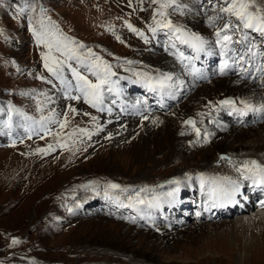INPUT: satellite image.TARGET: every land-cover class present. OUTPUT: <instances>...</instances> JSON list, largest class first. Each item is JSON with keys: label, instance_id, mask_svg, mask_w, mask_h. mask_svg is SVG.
Returning a JSON list of instances; mask_svg holds the SVG:
<instances>
[{"label": "rangeland", "instance_id": "1", "mask_svg": "<svg viewBox=\"0 0 264 264\" xmlns=\"http://www.w3.org/2000/svg\"><path fill=\"white\" fill-rule=\"evenodd\" d=\"M161 2L0 0V264H264V219L259 214L264 207H254L255 197L249 201L253 208L225 217H217V210L212 208L217 198L206 193L205 188L200 193L187 189L181 192L179 200L188 201V214L167 206H162L164 215L156 214L157 211L147 210L144 203L136 204L129 199L138 195L144 201L142 194L152 192V202L163 203L168 193L181 190L185 180L197 175L207 182L208 190L218 182L230 187L235 183L247 185L250 173L243 167L249 160L243 156L245 153L236 156L219 153L206 166L198 155L209 145L201 138L202 124L206 122L202 115L204 106L198 113L179 119L184 103L195 97L193 86L207 85L209 92H213V82L217 81L225 91L242 88L243 84L229 80L238 68L244 71L254 68L247 79L252 82L251 94H264V34L255 27L244 28L236 16L220 11L231 0H174L163 9ZM253 3L255 7L250 10L260 8V14L264 15V0ZM160 11L165 13L163 17ZM187 16H192L207 31L206 45L200 51L179 44L184 32L190 33L188 30L192 29L199 34L198 29L190 27ZM157 20L171 21L173 28L158 27ZM128 24L142 32L147 42L131 31ZM225 24L229 27L223 28ZM177 28L181 30L177 32ZM33 30L70 38L68 46L74 50L75 58L68 59L55 48L51 52L64 61L63 82L44 67L41 53L49 50L44 44H37ZM225 35L231 37L227 44L222 41ZM218 39L221 43H217ZM216 45L215 50L210 49ZM89 49L94 55L89 56ZM96 57L106 62L114 75L102 86V104L93 108L77 90L71 68L97 83L91 72L102 73L101 79L105 73L102 65L94 67ZM160 59L169 61L176 69L163 76L171 79L166 80L162 91L173 88L183 93L176 103L170 95L165 97L170 104L167 110H162L179 121V136L178 131L174 134L173 122L143 129L145 124L140 121L147 114L141 103L149 104L150 98L133 92L136 90L123 82L126 73L147 83L146 75L127 71L144 60ZM203 65L210 66L214 73L223 65L224 74L211 79L205 74L204 79L198 70ZM115 81H122L130 89L125 90L129 98L120 93ZM182 81L189 83L187 90ZM109 87L112 91H108ZM134 93L142 96L140 100L133 99L134 106H130L128 102ZM209 94L211 102L214 97L219 102L231 99L232 106L236 104L234 96L217 98ZM74 96L79 99H73ZM217 105L219 123L217 113L231 105ZM156 108L162 109L159 104ZM188 120L194 121V125L185 123ZM164 132L180 137L182 147L173 149L166 138L152 142L157 133ZM227 137V132L221 135L222 139L230 140L227 142L230 146L233 142ZM250 138L242 142L244 147L254 144V138ZM260 141L264 144V136ZM254 152V157L247 158L264 166L259 160L260 152ZM109 182L120 188L108 189L105 196ZM197 198L210 208L206 218L197 215L201 210ZM78 204L81 206L77 210ZM237 219L242 220L240 225L236 224ZM223 221L226 224L221 225ZM158 223L170 230H162ZM214 223L215 227L211 226ZM229 223L236 225L231 229ZM120 237L125 238L121 243L129 251L91 242L115 238L120 241ZM138 249L142 253L138 254ZM145 253H151L154 259L148 260Z\"/></svg>", "mask_w": 264, "mask_h": 264}, {"label": "bare ground", "instance_id": "2", "mask_svg": "<svg viewBox=\"0 0 264 264\" xmlns=\"http://www.w3.org/2000/svg\"><path fill=\"white\" fill-rule=\"evenodd\" d=\"M187 17H185V18H187ZM186 20L189 24H191L190 27L198 29L197 31L199 32V34H195L192 31V29H190V30H188L190 33L184 32L182 34L181 41H179V44H181L183 48H191L192 44L190 41V37L193 35L199 37L201 40H203L205 42V39L207 38L206 35H208L206 29L204 27H202L201 25H199V23L196 22V20L192 16H189ZM183 40H188L190 42L189 43H183L182 42ZM204 45H206V44H204ZM216 47H217V45L215 47L211 46L210 49L215 50ZM212 64L213 63L211 60L210 65H212ZM215 67H216V65H215ZM130 68H131V70H128L127 73H130L132 75L135 74V75H139V76H144V75L147 76V83L144 82L140 87L143 88V90L141 89L142 91H146L147 93H149V92L152 93V94L148 95L149 98L151 99L149 104L144 105L143 103H141L142 110H144V113L147 114L144 117H148V119H144V117H143V120L140 121V123L142 122L143 124H145L143 126V129H147L151 125H156L157 123H161V124H164V123L169 124L170 123L171 124L173 122V124L176 126L174 134L176 133V131H178L177 135L179 136L181 133V126H179V124H178L179 121L177 122L175 119H173L171 117V113L168 115V113L163 112L162 110H167L168 105L170 104L168 101L165 100V97H169V95H170V97H172L173 102L176 103L177 100L182 98L183 93L179 91L181 89L176 90L173 88L172 89L167 88L164 92L162 90L164 88L166 81H164L163 86H161V84L159 83L161 80H163L164 75L170 74V73L172 74V72L173 71L175 72L176 69L173 66H171V64H169V61L164 60V59H160L158 61L144 60L140 66L138 64L136 67H130ZM252 69H249L247 72H244V73L236 74V75L232 76L231 78H229V80H231L232 82L243 84L242 88H240L239 90H235L236 92L232 91V89L231 90L228 89V91H225L223 88H221L222 87L221 84L218 85L216 83L217 81L213 82V83H215L214 88H213V92H209L210 89H208L207 85L199 84V85H197V87L193 86V87H195V92H196L195 97L187 100L184 103V105L182 104L185 108L183 109L182 115L180 116L179 120H181L182 117H186V116L192 114V112L196 111V113H198L201 109L205 108L202 115H203V118L205 119L206 122H205V124H202L203 136H201V138H204L202 140L205 141V135H207L206 144H209V145H208V149H206L205 151H199L200 153H198V155H201V157H203L204 162L206 163L205 166L208 165L207 163L209 162V159H211L214 155L219 154V153H223V152H225V153L227 152V154L230 153V155H232V156H236V154L245 153L243 156H245L246 159H249V160H246L249 162L252 158H249V157L247 158V156L254 157V153H255L254 151H259L260 152V154H258L259 160L261 162H264V144H263V141H260V138L262 136H264V120H263L264 119V111H260V106L264 105V94H260V93L259 94H251V93H253V92H251L253 89H251L249 84H251L252 82H249L250 80H247V79H248V77L251 76L250 70H252ZM198 70H199L200 74L204 77V79L206 78L205 74L207 77H210V79L214 78V77H221L223 75V74H221V69H217L216 72L214 73L213 70L211 69V67L207 66V65H203L202 67H198ZM179 73H180V71H179ZM109 77H111V76H109ZM123 77H124V80L130 81L131 84L134 81L133 78L126 73L123 75ZM185 80H187V79H185ZM182 82L185 84L184 89L190 87L189 83L186 84L185 81H182ZM146 84H148V85H146ZM117 86L120 90V93L125 96V99L129 98V95H127L129 93H126V91H125L126 87H121V85L119 86L118 83H117ZM153 86H154V88H153ZM185 90H187V89H185ZM118 93H119V91H118ZM137 93H139V92H137ZM137 93H134L135 95H133V97H131L130 101L128 102V105L134 106L131 103L133 101V99L135 101L141 99L142 95L141 96L139 94L136 95ZM209 93H213L214 96H216L217 98H219V97L221 98L224 95L225 96L231 95V96H234L236 98L235 99V101H236L235 106H231L229 108L225 107L223 109L222 113L221 112L217 113L218 117H219V123H217V121H216V116H217L216 115V109L218 108L217 104H219L220 106H224V105H221L219 103V100L215 99L214 97H213V100L211 102V100H209L210 97H209V99L207 98L208 96L211 95ZM140 94H143V93H140ZM245 103H247L248 105H251L252 108L251 109L245 108ZM158 104L162 108L160 111H157L159 109L156 108V106H158ZM203 106H204V108H202ZM212 109L215 113H212ZM238 109H244V111H238ZM155 111H156V113H152ZM231 114H233V115L230 118L229 115H231ZM224 115H226V116H224ZM222 116H224L223 117L224 119L221 118ZM237 116H240V117L237 118ZM250 123H254L255 127L246 126V124H250ZM173 129H174V127H173ZM141 131L142 132L145 131L147 133V130H141ZM226 132H227V136H228L227 138L231 139V142H233V144L229 143V144H231L230 146H227V142H229L230 140L226 141V138H224V139L221 138V135H223ZM160 134H161V132H160ZM174 134H172V133L168 134L167 132L166 133L164 132V133H162V135H159L157 133L155 135L154 139H152L150 137H146V138L152 139V142H155L156 140H161L162 138H166V139H169L171 141V143L173 145V149L175 148V146H178V145L182 147V143H179L181 138L179 137L180 138L179 139ZM187 137L188 136L184 137V142L187 141V139H188ZM250 137L254 138V144L252 145L254 147L250 146V147L246 148V147H244L242 142L246 143V141ZM177 138L179 140H177ZM150 139H147V140H150ZM145 142H147V141H145ZM145 144H147V143H145ZM200 144H201V142H200ZM249 145H250V143H249ZM144 148L146 149V146ZM144 148L142 147L143 150H144ZM178 148L179 147H177V149ZM183 152H185V151H183ZM249 152H253V153L250 154ZM262 152H263V154H262ZM137 159L139 160V158H137ZM138 160H137V162H138ZM139 161L141 162V160H139ZM108 169H110V168H108ZM250 178H251V180L249 181V183L251 184L252 188H254V186L258 187L259 183H261L263 189H261L260 192L264 193V183L261 182V179H262L261 176L259 174L251 175ZM201 184L202 185L203 184L208 185L207 182H205L201 176L197 175L195 178L193 176H191L189 180H185L183 182V184L180 185L181 190H179L178 188L174 189V190H177V191H175L174 196L168 195L166 197V199L163 201V203H155V204H158V206H156V207H150L149 206V201H152V192L144 193V194H142V197L144 198V204L146 206V209L153 211V212L157 211L156 214L159 213L161 215H164V212L162 211V206L171 207L172 209H177V211H179L183 214H188V209H187L188 201L186 200L187 202H185L183 199L179 200L180 194H181V192H183L184 189L200 193V186H202ZM225 185H227V183H225ZM240 186H236L234 188L228 189L230 197L228 195L221 197L220 200L216 203V206L218 208H221V207L225 208L226 205H228V203H229V206H233V200L232 199L233 198L235 199L238 196V194H240L242 196L243 200L246 201L248 204H249V201L251 198L256 197L255 201L257 202V204L256 205L254 204V207H258V208L264 207V194L259 195L258 193L254 192V195L250 196L249 192H247L243 188V185L240 184ZM187 190H185V192ZM170 201H172V202L170 203ZM253 203H254V201H253ZM199 205H201V207H202L201 212H200V217L201 218L206 217L207 210H206V208H204L205 207L204 204L202 202H199ZM80 206L81 205L78 204L75 207V209H77V210L80 209ZM193 212H194V210H193ZM156 214L154 215L155 218H156ZM232 214H234V213H232V211H231L228 216H230ZM259 214L261 216L260 218L264 219V210L263 209H261ZM220 216L225 217L227 215L226 214L225 215H219L217 217H220ZM159 222L161 223L163 221L160 220ZM241 222H242V220L237 219L236 224L240 225ZM160 223H158L157 226L160 227L162 230H170V229H168L167 225H161ZM224 224H226L225 221H223V223L221 222V225H224ZM236 224H233V223L230 224L229 223V226L231 227V229H233V227ZM194 225H196V223ZM215 225H216V223L212 224L211 226L215 227ZM94 226H95V224H94ZM101 227L102 226H100V228ZM180 227L178 226V228H180ZM196 227H197V225H196ZM169 228H170V226H169ZM175 228H177V227H175ZM171 229H173V227ZM231 231L232 230H230V232ZM163 233H165V232H163ZM119 239H120V241L116 240V238H115L114 240L112 239L108 242L107 241L98 242L96 240H93L91 242H93L94 244L106 245V246L112 247L114 249H117L118 251L119 250H124L125 252L129 251L128 248L121 243V241H123L125 238L120 237ZM137 253L138 254L142 253V250L138 249ZM144 256H145V258H147L150 261H152L154 259V256L151 253H149V254L145 253Z\"/></svg>", "mask_w": 264, "mask_h": 264}, {"label": "snow or ice", "instance_id": "3", "mask_svg": "<svg viewBox=\"0 0 264 264\" xmlns=\"http://www.w3.org/2000/svg\"><path fill=\"white\" fill-rule=\"evenodd\" d=\"M153 3H157V0H152ZM174 0H163V2L160 3V8H166L169 6L170 3H173ZM254 3L253 0H231V3L228 4L227 7H221L220 11L221 12H227V13H231L232 15L236 16L238 18V20L243 22V26L244 28H253L255 27L257 31L261 32L262 34H264V15H261V9L260 8H255L254 11H251L250 9H253ZM23 11V10H21ZM160 16H164L165 13L163 11L159 12ZM155 19V17H154ZM213 18H209L210 22ZM158 27L161 28H173V25L171 23V21H168L167 23H164L162 21H155ZM229 25L225 24L224 28H228ZM128 28L133 31L136 32L137 35L144 37V34L142 32H140L138 29L134 28L131 24H128ZM177 32L180 31L179 28L175 29ZM150 31L155 32L156 28H150ZM34 35L36 36V42L37 44H44V46L49 50L46 53H41L42 59L44 60V67L47 69V71L49 73H51L53 76H56L58 79L61 80V82H63V77H62V68L61 65L64 63V61H61L59 59H57L55 56L51 55L52 49L55 48L56 51L61 52L62 54H66L68 59H72L75 58V53L73 49H70L68 46V42L70 40V38L66 37V36H62V35H56L55 33H50L48 31H43V32H36L35 30H33ZM217 36H220V32H217ZM145 38V41L147 42V38ZM117 39H119V37H117ZM190 41L192 44V47L196 48L197 51L202 50L204 41H202L199 37L193 35L190 37ZM190 41L188 40H183V43H189ZM222 41L227 44L228 42L231 41V37L230 36H223L222 37ZM217 43H221V40L218 39ZM78 47H83V45H78ZM94 55L91 52V49H89V56ZM96 64L94 67L99 68L101 65L104 68V79L100 78V75L97 71H93V75L97 76V83H92L91 81H89L86 77L80 75L76 69L71 68L72 74L75 77L76 81H77V90L81 91L83 93L84 96V100L86 103L90 104L93 108H97L98 105L102 104L103 102V96H102V86L104 84H107L108 81V77L111 75H114V73H112L110 71V66L107 65L106 62L101 61L100 57H96ZM131 63V62H129ZM71 67V66H69ZM91 70V69H90ZM221 74H224V66H221ZM41 79H43V77H40ZM171 77L170 76H165L163 78V80H161L159 83L161 84V86H163L164 81L166 80H170ZM108 91H112V88L109 87ZM73 99H79V97H72ZM221 105H232L233 101L232 100H221L219 102ZM243 103V102H242ZM245 108L251 109L252 106L248 105L247 103H245ZM100 111H103V108L99 109ZM254 110V109H253ZM73 111H75V109H73ZM109 111H111L109 109ZM238 111H243L242 109H238ZM260 111H264V105L260 106ZM93 119H95V117H93ZM144 119H148V117H144ZM66 123V121L64 122ZM64 123L61 124V127H64ZM185 123L187 124H193L194 125V121L192 120H188L185 121ZM81 132H84L86 130L81 129ZM197 131V135H199V129H196ZM205 142H207V135H205ZM49 149H51V145H49ZM43 151V150H41ZM251 167H249V162H245V165L243 166L245 169H247V171L249 173H251L252 175H257L259 174L261 176V182L264 183V166L259 165L255 160L250 162ZM247 178V177H246ZM169 183H178V181H170ZM120 188V185L118 184H114L109 182L106 186H105V196H108V189H117ZM126 191V189H124ZM141 191H143V189H141ZM175 191L177 190H173V192L168 193L167 195L169 196H174ZM130 200L135 201L136 204H143L144 201L140 200L138 195L136 198H132L129 197ZM156 198H154L155 200ZM149 206L150 207H156L158 206V204L153 203L152 201H149ZM16 241L14 240L13 243H15Z\"/></svg>", "mask_w": 264, "mask_h": 264}]
</instances>
